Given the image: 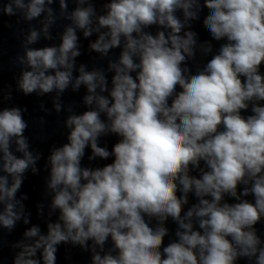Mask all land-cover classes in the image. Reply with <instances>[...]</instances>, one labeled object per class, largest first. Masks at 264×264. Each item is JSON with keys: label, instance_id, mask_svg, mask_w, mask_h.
<instances>
[{"label": "clouds", "instance_id": "clouds-1", "mask_svg": "<svg viewBox=\"0 0 264 264\" xmlns=\"http://www.w3.org/2000/svg\"><path fill=\"white\" fill-rule=\"evenodd\" d=\"M55 2L0 0V15L44 16L17 57V89L55 91L58 113L70 86L87 89V110L67 117L68 142L48 157L49 216L58 210V219L46 234L28 228L11 245L19 249L13 264H56L62 243L90 250L92 264H264L256 228L264 220V0H106L101 14L95 0H72L71 12L69 0H58L59 16ZM205 9L211 40L198 42L192 22ZM58 19L71 22L58 46L26 47L41 32L52 40ZM78 30L97 34L90 51L107 57L120 49L108 61L110 82L102 68H77ZM198 50L211 58L193 73L188 62ZM25 111L0 109V227L9 232L29 223L27 196L17 193L41 159L24 135ZM109 135L118 138L111 151L99 144ZM88 148L89 161L111 162L82 166Z\"/></svg>", "mask_w": 264, "mask_h": 264}]
</instances>
